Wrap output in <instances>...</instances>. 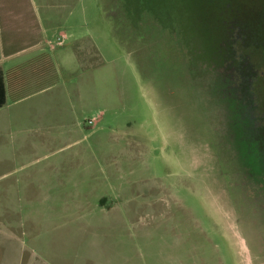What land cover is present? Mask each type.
<instances>
[{
	"label": "rangeland",
	"instance_id": "rangeland-1",
	"mask_svg": "<svg viewBox=\"0 0 264 264\" xmlns=\"http://www.w3.org/2000/svg\"><path fill=\"white\" fill-rule=\"evenodd\" d=\"M145 1L54 3L85 21L80 89L63 73L70 122L10 154L38 181L0 196V264H264V22Z\"/></svg>",
	"mask_w": 264,
	"mask_h": 264
},
{
	"label": "crops",
	"instance_id": "crops-1",
	"mask_svg": "<svg viewBox=\"0 0 264 264\" xmlns=\"http://www.w3.org/2000/svg\"><path fill=\"white\" fill-rule=\"evenodd\" d=\"M57 1H62L64 6L69 3V0H0V73L6 94L5 106L0 109V196L7 190L17 193L18 186L25 185L30 202L36 199L37 172H26L35 163L21 165L10 154L25 153L28 146L38 148L39 144L30 139L32 132L40 131L46 137L55 126L70 122V115L61 110L63 103L70 100L67 86L62 85L63 73L77 77L73 79L78 80L79 93L78 73L83 67L81 56L86 49V36L79 30L85 28V21L78 20L75 25L71 20H64V8L54 7ZM64 35L65 42L72 40L73 45L57 44ZM55 80L60 82L58 95L38 99L36 94L29 95L33 88ZM41 146L45 149L46 145L41 143ZM48 169L55 167L43 171ZM57 169L59 172L51 175L60 179L66 175L60 171L61 167ZM23 171L22 176H15ZM18 192L22 193L21 189ZM104 200H100L99 206Z\"/></svg>",
	"mask_w": 264,
	"mask_h": 264
},
{
	"label": "trees",
	"instance_id": "trees-1",
	"mask_svg": "<svg viewBox=\"0 0 264 264\" xmlns=\"http://www.w3.org/2000/svg\"><path fill=\"white\" fill-rule=\"evenodd\" d=\"M179 1V0H177ZM181 1V0H180ZM205 1V6L202 5ZM202 1V4H198L197 7V18H201V20L205 19L204 10L206 9V6H212L213 1L212 0H204ZM227 5H229V8H219L217 9V15L219 16V20H235L237 18L238 20H263L264 22V0H226ZM123 8L125 9V15L128 19H131V13L130 8L133 5V9H136L137 7L141 9V7L145 6L146 1L145 0H121ZM199 3V2H198ZM226 5V4H224ZM207 10V9H206ZM135 11V10H134ZM151 12V9H150ZM136 15H140L136 13ZM177 18L179 20H184V16H178ZM160 19V18H159ZM161 20V19H160ZM223 28L222 31L225 32L226 29H228V32L233 31V26L231 27L232 23L226 24L225 21L223 22ZM228 27V28H227ZM261 33L264 34V29H261ZM6 103V94H5V87L3 83V77L0 73V109L5 106Z\"/></svg>",
	"mask_w": 264,
	"mask_h": 264
},
{
	"label": "built area",
	"instance_id": "built-area-1",
	"mask_svg": "<svg viewBox=\"0 0 264 264\" xmlns=\"http://www.w3.org/2000/svg\"><path fill=\"white\" fill-rule=\"evenodd\" d=\"M66 36L64 35V36H61L58 40H57V44L58 45H62V44H64V42L66 41ZM90 123H92V122H90Z\"/></svg>",
	"mask_w": 264,
	"mask_h": 264
}]
</instances>
